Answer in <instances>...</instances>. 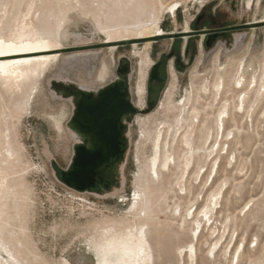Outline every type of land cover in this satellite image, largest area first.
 <instances>
[{
    "label": "rangeland",
    "instance_id": "rangeland-1",
    "mask_svg": "<svg viewBox=\"0 0 264 264\" xmlns=\"http://www.w3.org/2000/svg\"><path fill=\"white\" fill-rule=\"evenodd\" d=\"M175 1L179 2L180 8L174 14L168 6ZM32 2L34 9L31 15L35 14L36 19L41 17L42 20L43 14L59 6L54 0H0V22L4 27L2 32L7 33L9 25L18 24ZM229 2H234L236 7L231 8ZM60 6L64 14L68 11L67 8H70L64 2H61ZM155 8L162 27L168 33L182 32L188 24L191 27L190 31L204 27V22L196 21L206 10L216 14L221 11V14L230 22L249 23L255 19L264 18V0H261L260 5H256V0H253L248 9L245 8L244 0H156ZM69 13L70 18L73 17L74 11ZM67 26L71 32L80 34L82 37L78 40L75 36L65 42V49L61 51V54L68 59L77 55L83 56L85 62L81 60V62L72 63L63 72L62 77L54 76L57 73L55 67L52 74L48 73L45 79L42 78L38 89L34 90V95L37 96L28 106V110L20 116L8 117V127L20 144L23 162L30 163L25 174L32 188L33 197L30 211L25 212L28 215L16 216L11 210L10 221L17 228L26 225L27 232L39 248L38 252H41L47 262L52 264H60L64 257L76 258L77 264H82L83 261L88 263L91 225L106 216H123L128 213L130 201L122 202L121 197L125 196L129 199L134 193L135 178L140 171L138 158L144 161L152 154L150 144L141 140L143 125L136 121V117L138 114L152 112L165 96L172 82L169 74L171 62L178 73L174 89L176 99L185 96L192 85L200 86L203 76H208V81L213 80L214 68L220 63L229 64L234 74L243 60L248 68V78L253 75L259 76L264 71V23L245 28L242 32L245 40L241 46L235 43L229 46L226 42L219 41L209 48H206L203 42V47L199 48L201 35H195L191 38L193 39L192 49L189 54L184 51L191 41L188 34L175 35L181 38L165 36L157 38L150 48V56L154 63L146 82L144 100L146 106L143 111H138L128 125L126 132L128 144L125 159L118 167L119 176H116V180L108 189L96 190L93 187L80 191L67 186L61 180V171L71 167L73 146L78 140L67 125L75 109L74 100L72 97H64L62 92L56 89L54 82L74 83L83 90L98 91L114 81L117 78L118 69L127 65L130 98L135 104L133 88L138 80L141 64L131 42H121L112 49L110 44L102 43L104 40L102 35L97 32L92 34L90 26L84 24L79 16L76 20V13L75 18H71ZM143 42L145 41L137 42V50H144ZM222 49L225 53H221L220 61L216 63L215 56ZM178 55L187 63L181 71L176 67ZM159 58L165 61L166 81L163 85L155 86L150 93V73ZM104 64L108 67L105 84L97 81L92 86V82L96 80ZM91 68H93L92 72ZM18 96V93L0 90V112L9 114L11 101ZM227 96L230 97L232 94L228 93ZM149 100L155 102V106L147 110ZM211 101L210 95L205 102ZM251 104H254L256 108L252 118L248 116L249 113H240L236 116L240 130L231 143L232 154L227 157L228 154L225 153L226 157L219 160L212 172V177L215 176L214 181L210 178L206 186L201 185L200 180L195 181L190 188V195L180 199L177 181L180 169L168 171V177L171 179L169 187L176 190L168 194V211L177 203H182L183 209H186L196 192L203 191V193L206 192V196H209L226 182L222 193L218 195L220 202L218 213L206 226L203 237L197 243L196 264H264V99L258 105L254 100ZM157 118L159 121L173 119L171 114L164 112L159 113ZM55 120L64 126L62 132L57 130ZM169 139L178 154H182L187 148L183 141L178 140L176 144V140L173 142L171 136ZM45 164L47 167L44 166ZM6 168V171H0V177L6 175L9 178L20 175V173H13L12 166H6ZM192 182H187L188 187ZM73 192L88 198L79 199L72 195ZM199 232L200 230L197 235ZM222 234L224 236L215 252L210 253L209 250ZM183 239V242L169 244V247H166L167 253L157 252V260L154 264H184L177 252L178 247L185 244L184 242L189 238ZM242 240L244 246L241 243L236 254V248Z\"/></svg>",
    "mask_w": 264,
    "mask_h": 264
},
{
    "label": "bare ground",
    "instance_id": "bare-ground-1",
    "mask_svg": "<svg viewBox=\"0 0 264 264\" xmlns=\"http://www.w3.org/2000/svg\"><path fill=\"white\" fill-rule=\"evenodd\" d=\"M54 2L59 6L61 2L72 5L67 8L65 14L61 6L51 8L43 14L42 20L41 17L36 19L35 14L31 15L34 9L32 2L19 23L8 26L7 33L2 32L4 27L0 22V51L7 53L0 56V90L19 94L18 98L11 101L9 114L0 112V171H6V166H12L14 174L20 173L9 178L6 175L0 177V264H52L38 252L39 248L27 232L26 225L17 228L10 221L11 210L16 216L28 215L25 212L30 211L33 197L25 174L30 163L23 162L20 144L8 127V117L20 116L28 110V106L37 96L34 95V90L38 89L42 78L45 79L48 73L52 74L55 67L57 73L54 76L62 77L63 72L72 63L81 60L85 62L83 56L77 55L68 59L61 54L65 49V42L75 36L78 40L82 37L70 31L68 21L75 18L76 13V20L79 16L84 24L90 26L92 34L97 32L102 35V43L110 44L112 49L121 42H131L134 45V53L139 56L141 64L138 80L133 88L134 105L139 111H143L146 106V82L154 63L150 56L151 44L157 38L169 34L159 21L155 8L156 0ZM251 3L252 0L246 1L245 8H250ZM260 3L261 0H256V5ZM178 4L179 2L175 1L168 8L175 14L180 8ZM70 11H74L71 18ZM251 22L264 23V18ZM190 30L188 24L183 32ZM244 40L243 35L234 37V43L238 46H241ZM139 41H145L143 51L136 48ZM200 47H203L201 42ZM221 53L225 51L222 49L217 52L216 63L220 61ZM214 69L213 80L208 81V76H203L200 86L192 85L185 96L176 99L174 89L178 73L174 64L170 63L169 74L172 82L165 96L152 112L138 114L136 117V121L143 125L141 140L150 144L152 154L144 161L138 158L140 171L135 178L134 193L129 199L121 197L122 202L130 201L128 213L123 216H106L91 225L88 241L89 262L83 261L82 264H154L157 252L167 253L166 247H169V244L183 242L185 237L189 239L178 247L179 257L184 264L186 261L187 264H196L197 243L203 237L206 226L218 213V195L222 193L226 182L209 196L203 191L196 192L186 209H183L182 203H177L168 211V194L176 192L169 187L171 179L168 177V171L180 169L177 177L180 199L190 195V188L195 181L200 180V184L204 186L210 178L214 181L212 172L217 163L226 157L225 153L228 154L227 157L232 154L231 143L240 130L237 114L249 113L248 116L252 118L256 108L251 102L254 100L258 105L264 99V71L259 76L248 78V68L243 60L234 74L229 64L220 63ZM107 73L108 67L104 64L92 86L97 81L105 84ZM228 93L232 96L228 97ZM210 95L212 101L205 102ZM161 112L171 114L173 119L159 121L157 115ZM55 125L59 132L63 131L64 126L58 120H55ZM72 132L80 141V137ZM170 136L173 142L176 140V144L178 140L185 143L187 148L182 154H178L172 147ZM44 166L47 167L46 164ZM189 181L193 182L188 187ZM72 195L83 200L88 198L76 192ZM223 236L222 234L213 247L211 246L210 253L215 252ZM241 243L243 240L238 244L236 254ZM60 264H77V261L76 258L64 257Z\"/></svg>",
    "mask_w": 264,
    "mask_h": 264
},
{
    "label": "water",
    "instance_id": "water-1",
    "mask_svg": "<svg viewBox=\"0 0 264 264\" xmlns=\"http://www.w3.org/2000/svg\"><path fill=\"white\" fill-rule=\"evenodd\" d=\"M260 24L263 22L234 25L231 28L237 31L229 34L226 41H221L232 44L236 32ZM218 35L208 36V47ZM174 36V33L165 35ZM124 69L128 67L118 69L117 78L98 91L83 90L74 83L54 82L56 89L64 97H72L75 103L67 125L80 137V141L73 146L71 167L61 171V180L71 188L85 191L95 187L109 167L114 169L115 176H119L118 167L125 159L128 144V125L139 111L130 98L128 72ZM178 70H182L181 63L178 64ZM153 80L161 81L159 64H155L151 70L150 81ZM152 103L155 105V102Z\"/></svg>",
    "mask_w": 264,
    "mask_h": 264
},
{
    "label": "flooded vegetation",
    "instance_id": "flooded-vegetation-1",
    "mask_svg": "<svg viewBox=\"0 0 264 264\" xmlns=\"http://www.w3.org/2000/svg\"><path fill=\"white\" fill-rule=\"evenodd\" d=\"M231 3V8H235V3L234 2H229ZM197 23L199 22H204L205 25L204 27L201 28H197L196 30H192L189 31L187 33L182 32H178V33H174L175 35H181V34H188L187 36L191 39L193 36H199L201 35V39L200 42L202 43L203 46V42L205 44L206 48H209L206 44V41L208 39L209 35H213V34H219L218 37L216 38V40L212 43V45L210 47H212L213 45H215L217 42L221 41V40H227L229 39V34H231L234 31L237 30H233V28H231L234 25H240L243 23H238V22H230L226 19V17H224L221 14V11H219L217 14L216 13H212L210 10H206L205 12H203L197 19L196 21ZM209 26V27H208ZM204 32V33H201ZM223 33H227V35L225 36ZM241 35H243V33H236L235 38L240 37ZM173 38H181L179 36H174ZM193 39H191L190 43L186 45V50L184 49L185 53L189 54L190 50L192 49V42ZM229 45H231V43H229ZM180 55V52H179ZM178 55V57H176V64H177V69H178V64L181 63V68L182 70L187 66V63L184 62V59H181L180 56ZM156 64H159V71H160V77H161V81H157V80H153L150 81V88L149 91L150 93L154 90V87L157 85H163L166 81V77H165V61L162 60V58H159V60L156 62ZM127 66V65H125ZM123 66V67H125ZM128 67V66H127ZM129 69V68H128ZM128 69H124V71L128 72ZM153 101L149 100L148 101V109H152L155 105H153L152 103ZM116 180V176L114 175V169L112 167L107 168L105 174L103 175V179L102 180H98L96 186L94 187V189L96 190H103V189H108L112 186V184L114 183V181Z\"/></svg>",
    "mask_w": 264,
    "mask_h": 264
},
{
    "label": "snow or ice",
    "instance_id": "snow-or-ice-1",
    "mask_svg": "<svg viewBox=\"0 0 264 264\" xmlns=\"http://www.w3.org/2000/svg\"><path fill=\"white\" fill-rule=\"evenodd\" d=\"M7 55V53H4L3 51H0V56Z\"/></svg>",
    "mask_w": 264,
    "mask_h": 264
}]
</instances>
